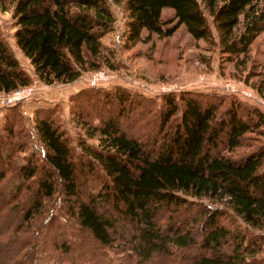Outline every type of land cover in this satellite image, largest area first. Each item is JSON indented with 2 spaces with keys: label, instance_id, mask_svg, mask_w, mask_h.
<instances>
[{
  "label": "trees",
  "instance_id": "16d2710c",
  "mask_svg": "<svg viewBox=\"0 0 264 264\" xmlns=\"http://www.w3.org/2000/svg\"><path fill=\"white\" fill-rule=\"evenodd\" d=\"M110 2L124 13V46L182 25L221 64L242 63L264 30V0ZM0 11L41 83L111 68L100 41L114 22L109 0H0ZM31 84L0 31V93ZM251 86L264 97V79ZM70 101L95 145L74 147L54 107L33 109L32 131L19 103L2 115L0 264H264L263 109L215 91L150 98L120 86Z\"/></svg>",
  "mask_w": 264,
  "mask_h": 264
},
{
  "label": "rangeland",
  "instance_id": "374dc122",
  "mask_svg": "<svg viewBox=\"0 0 264 264\" xmlns=\"http://www.w3.org/2000/svg\"><path fill=\"white\" fill-rule=\"evenodd\" d=\"M109 5L114 22L112 30L107 32L100 41L103 50L110 58L111 68L104 66L95 71L84 72L80 78L70 84L46 85L32 75L28 61L13 44L10 12L0 11V31L10 44L22 67L32 77V84L22 93L25 98L17 102L25 116L24 123L28 131H32L35 107H54L55 117L66 130L71 144L75 147L76 140L79 137L86 138V136L85 128L70 114L73 102L70 101V97L79 89L87 87L107 91L115 86H120L150 98L156 97L158 94L156 89L164 84L166 86L174 85L177 90L215 91L222 95H233L236 98L239 96L234 94L232 89L238 90L239 93L251 90L253 95L251 100L239 99L247 105L254 106L258 104L257 99L264 100V97L251 86L252 83L256 84L259 79H264V30L250 44L246 55L243 56L242 63L221 64L217 47L201 39H192L182 25H179L167 37H157L154 34L145 37V32H143L139 41L124 46L122 35L124 13L119 5L113 4L110 0ZM161 20H172V11L163 9ZM99 71L103 72L96 74ZM247 75L252 76L244 83L243 79ZM92 80L97 82L93 86L90 85ZM6 98L5 94L0 93V125L2 115L7 107ZM257 106L259 107V104ZM259 139L262 138H257V140ZM86 140L90 144L97 143L95 137L86 138ZM249 142L254 143L251 140ZM37 145L38 141L33 136L28 146L35 151ZM46 264L56 263L48 262Z\"/></svg>",
  "mask_w": 264,
  "mask_h": 264
},
{
  "label": "built area",
  "instance_id": "2783aa9c",
  "mask_svg": "<svg viewBox=\"0 0 264 264\" xmlns=\"http://www.w3.org/2000/svg\"><path fill=\"white\" fill-rule=\"evenodd\" d=\"M103 71H99L97 72L96 74H100L102 73ZM97 82L96 80H92L90 85L93 86L95 85ZM25 88L27 87H23V88H19V89H16L14 90L13 92L9 93V94H5L7 96L6 98V105H11V104H14L18 101H22L25 97L24 95L22 94L25 90ZM175 86L174 85H169V86H166L165 84L164 85H160V87H158L156 90L158 93L160 92H166V91H172V90H175ZM233 93L234 94H237L239 96V98L241 99H250L253 98V95L251 94V90L250 91H241L239 93L238 90H234L232 89ZM257 102L259 104V107H261L263 110H264V100L263 99H257ZM257 104V105H258Z\"/></svg>",
  "mask_w": 264,
  "mask_h": 264
}]
</instances>
